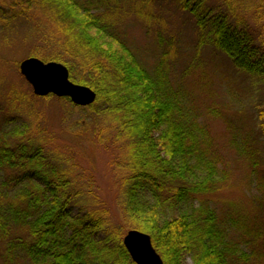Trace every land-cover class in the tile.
<instances>
[{
	"label": "trees",
	"instance_id": "1",
	"mask_svg": "<svg viewBox=\"0 0 264 264\" xmlns=\"http://www.w3.org/2000/svg\"><path fill=\"white\" fill-rule=\"evenodd\" d=\"M103 1L39 3L51 9L60 33L61 51L47 60L64 63L70 78L77 67L86 69L77 82L97 94L87 108L102 104L127 141L125 228L148 233L164 264H181L185 255L193 264H253L262 233L241 215L218 213L207 197L219 187V166L204 124L170 84L161 62L149 70L118 38ZM254 1L262 19L264 0ZM175 2L193 17L200 42L248 78L264 80V19L243 25L223 4ZM22 134L14 127L0 142V243L10 261L23 255L32 264H135L122 243L124 226L105 220L104 210L75 211L81 192L43 146ZM243 149L257 165L256 150L246 144ZM177 209V216L165 218ZM23 228L26 235L13 231Z\"/></svg>",
	"mask_w": 264,
	"mask_h": 264
},
{
	"label": "rangeland",
	"instance_id": "2",
	"mask_svg": "<svg viewBox=\"0 0 264 264\" xmlns=\"http://www.w3.org/2000/svg\"><path fill=\"white\" fill-rule=\"evenodd\" d=\"M103 2L118 38L149 70L161 62L170 84L204 124L219 166V187L207 197L218 213L241 215L262 233L255 239L253 264H264V80L248 78L221 52L200 42L193 17L175 0ZM207 3L214 8L223 4L243 25L256 26L264 19H257L254 0ZM59 41L52 11L39 0H0V142L19 127L20 137L43 146L81 192L74 210H104L105 220L123 225L125 235L121 210L128 144L117 133L116 123L102 104L88 109L67 98L35 96L20 74L21 60L34 56L46 62L61 51ZM85 72L77 67L72 80L77 82ZM243 144L256 150L257 165ZM179 212L167 211L165 218ZM13 231L26 235L27 228ZM8 256L0 243V264H32L23 255L12 261ZM181 264H193L191 257L185 255Z\"/></svg>",
	"mask_w": 264,
	"mask_h": 264
},
{
	"label": "water",
	"instance_id": "3",
	"mask_svg": "<svg viewBox=\"0 0 264 264\" xmlns=\"http://www.w3.org/2000/svg\"><path fill=\"white\" fill-rule=\"evenodd\" d=\"M19 70L36 96L52 94L59 98L67 97L74 105L81 107L91 105L96 99V92L92 88L70 80L68 68L61 62H44L37 57H29L20 62ZM122 243L135 264H164L148 233L129 229Z\"/></svg>",
	"mask_w": 264,
	"mask_h": 264
}]
</instances>
